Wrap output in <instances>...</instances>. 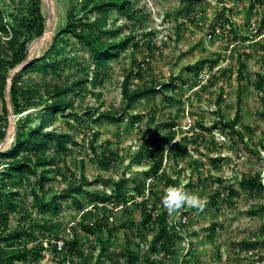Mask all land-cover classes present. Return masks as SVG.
Returning a JSON list of instances; mask_svg holds the SVG:
<instances>
[{
    "label": "rangeland",
    "instance_id": "1",
    "mask_svg": "<svg viewBox=\"0 0 264 264\" xmlns=\"http://www.w3.org/2000/svg\"><path fill=\"white\" fill-rule=\"evenodd\" d=\"M52 1L51 38L40 47L37 38L29 41V62L52 46L72 7L81 16L84 0ZM129 1L137 10L136 22L113 11L108 20L113 41L134 37L136 46L119 60L97 67L86 49L61 36L57 55L40 66L41 72L22 74L20 85L28 93L25 111L16 116L4 95L5 82L0 131L5 129L7 143L2 147L4 139L0 141V152L13 146L19 123H26L27 130L38 126L49 103L43 82L53 86L87 80L77 94L68 95L72 109L48 127L67 138L64 153L55 144L44 152L59 161L45 168L49 180L40 197L47 209L32 200L34 176H14L3 188L7 220L0 223V256L29 251V260L18 264H126L127 253L137 256L138 264H264V0H239L229 18V40L210 43L205 34L222 0ZM28 5L29 0H0L8 31L15 19L27 15ZM41 13L47 29L42 1ZM9 38L0 34V48L10 54ZM64 59L71 64L50 68L52 61ZM126 77L131 90L142 84L171 87L126 108L121 92ZM236 115L234 132L217 124ZM169 134L173 140L167 143ZM157 161L155 173L149 172ZM257 175L261 190L240 186ZM170 186L202 197L203 211L184 207L169 216L161 201ZM65 191L69 198L53 200ZM102 196L112 199L100 202ZM145 213L151 220L144 227ZM161 228L169 244L153 253L151 245Z\"/></svg>",
    "mask_w": 264,
    "mask_h": 264
},
{
    "label": "trees",
    "instance_id": "2",
    "mask_svg": "<svg viewBox=\"0 0 264 264\" xmlns=\"http://www.w3.org/2000/svg\"><path fill=\"white\" fill-rule=\"evenodd\" d=\"M181 1H194V0H181ZM115 12L117 15L124 17L129 22H136L139 17L137 10L134 9L133 3L129 0H84L81 7V16L75 14V8L70 10L64 27L55 36L52 46L37 60L31 61L24 69L17 73L11 81L9 97L12 106L13 115L22 114L24 105L23 100L25 94L28 93L27 89H24L20 85L22 74L34 71L41 72L40 66L48 61L53 60L52 54L56 53L57 44L61 36H69L73 38L78 44L86 49L89 54V58L92 63L97 66H104L111 62L119 60L121 55L125 53L129 48L135 47L133 43L134 37L131 34L124 36L118 41H113L110 37L112 30L108 27V20L111 12ZM93 17L91 18V16ZM261 25L264 27V19L261 21ZM44 18L41 13V0H29L27 9V15L20 17L13 21L12 30L8 31L4 23V17L0 11V34L8 35L10 38L6 40V45L11 52L5 53L0 48V96L3 97V90L6 82L7 73L13 70L16 66L20 65L26 59L27 46L29 41L33 38H38L42 35L44 30ZM76 60L73 59V62ZM68 61L64 59L62 62L54 60L50 64V68L54 70L61 64H67ZM71 63L67 64L68 66ZM44 68L47 65L43 66ZM263 78L259 76V80L256 83V88L260 90ZM87 82L85 79H78L73 81L69 85H53L49 86L45 81L41 85L43 88V94L48 100V104L45 106V111L39 120V124L36 128L27 130L26 123H19V134L12 147L8 150L0 152V162L2 173L0 174V223H5L7 220V212L2 205V199L6 196L3 193V188L6 186V182L14 178L17 175H30L36 178L35 185L31 189V196L34 205L37 208L46 210L47 203H42V197L40 192L42 191L45 183L49 180L46 176L48 169L58 165V160L53 156L45 157L44 152L50 145H56V150L59 153L66 151L65 139L67 135L59 133L55 130H48V127L56 121L58 115H64L66 111L72 109L73 104L68 99L69 94H77L83 84ZM171 84L164 85H148L142 84L134 90L130 89L128 77H126L121 85L122 98L127 103L126 108L131 103L144 98L146 96H152L165 88H170ZM3 101L2 112L7 118L8 112L6 103ZM105 118H114L110 113H103ZM237 115L230 122H223L221 119L217 124L223 128L230 129L234 132V127L237 123ZM172 125H169V127ZM5 130V129H4ZM4 130L0 131V141L4 139ZM173 140V135L169 134L164 138V141L170 143ZM179 150V149H177ZM178 153V151H177ZM155 167V168H154ZM158 167V161L153 164L149 172L155 173V169ZM258 176L251 178H245L240 182V186L249 191L255 192L262 189ZM117 194L120 192V188L115 191ZM232 193V192H230ZM69 198L67 191L59 194L58 197H54L56 200H65ZM110 196L99 197L100 202L110 201ZM264 211V209H263ZM151 220V214L145 213L142 219V226H146ZM165 230L161 228L158 236L153 240L151 245V252H157L158 248L162 244H169V239L163 238ZM264 234V228H263ZM12 236L20 237L22 234L14 233ZM165 251V250H163ZM29 251L24 250L17 252L9 257H1V264H18L26 263L29 260ZM34 260L37 261L38 255H34ZM126 264H138V257L130 253L124 256ZM150 264H158L151 262Z\"/></svg>",
    "mask_w": 264,
    "mask_h": 264
},
{
    "label": "clouds",
    "instance_id": "3",
    "mask_svg": "<svg viewBox=\"0 0 264 264\" xmlns=\"http://www.w3.org/2000/svg\"><path fill=\"white\" fill-rule=\"evenodd\" d=\"M161 203L169 216L180 212L184 207L196 208L198 211H203L205 207L202 197L176 186H170L165 190Z\"/></svg>",
    "mask_w": 264,
    "mask_h": 264
},
{
    "label": "built area",
    "instance_id": "4",
    "mask_svg": "<svg viewBox=\"0 0 264 264\" xmlns=\"http://www.w3.org/2000/svg\"><path fill=\"white\" fill-rule=\"evenodd\" d=\"M222 5L219 7L218 13L214 16L216 20L211 26L208 33L205 34L206 41L212 42L214 39L217 40H229L231 36V26L230 16L235 12V7L240 3L239 0H222ZM227 18L228 21L225 19ZM253 25V24H252ZM140 68L143 69L144 64H139ZM58 249H61L62 246L60 243H57Z\"/></svg>",
    "mask_w": 264,
    "mask_h": 264
},
{
    "label": "water",
    "instance_id": "5",
    "mask_svg": "<svg viewBox=\"0 0 264 264\" xmlns=\"http://www.w3.org/2000/svg\"><path fill=\"white\" fill-rule=\"evenodd\" d=\"M42 1V0H41ZM52 30V26L49 25V27L46 29L44 28L43 30V33L40 37L37 38V40H41L43 38V36L47 33V32H50ZM30 62L28 60H24L22 64L16 66L13 70H11V73L9 74V76L7 77V80H6V87H5V90H4V95L5 97L6 96H9V91H10V85H11V81L12 79L14 78V76L19 73L22 69H24ZM7 143V138H4V141H3V145L2 147H5Z\"/></svg>",
    "mask_w": 264,
    "mask_h": 264
},
{
    "label": "bare ground",
    "instance_id": "6",
    "mask_svg": "<svg viewBox=\"0 0 264 264\" xmlns=\"http://www.w3.org/2000/svg\"><path fill=\"white\" fill-rule=\"evenodd\" d=\"M42 2H43V6L45 7V10L49 16V18L47 19V21H48L47 25L49 27V25H51L50 23H52V17H53V12H54L53 1L52 0H42ZM51 34H52L51 32H47L45 34L44 38H42V40H40L38 47H40L41 45L47 44L51 38ZM10 140H11V136L9 134L8 141H10Z\"/></svg>",
    "mask_w": 264,
    "mask_h": 264
}]
</instances>
